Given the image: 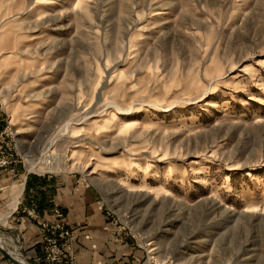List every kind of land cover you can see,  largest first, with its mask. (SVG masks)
I'll return each mask as SVG.
<instances>
[{"label":"rangeland","instance_id":"rangeland-1","mask_svg":"<svg viewBox=\"0 0 264 264\" xmlns=\"http://www.w3.org/2000/svg\"><path fill=\"white\" fill-rule=\"evenodd\" d=\"M0 129L12 169L93 189L136 264H264V0H0ZM37 207L0 223L28 264Z\"/></svg>","mask_w":264,"mask_h":264},{"label":"crops","instance_id":"crops-1","mask_svg":"<svg viewBox=\"0 0 264 264\" xmlns=\"http://www.w3.org/2000/svg\"><path fill=\"white\" fill-rule=\"evenodd\" d=\"M29 177L30 185L25 192ZM17 182H21V191L15 196L12 194L15 200L7 216L13 208L16 209L22 194L27 201L37 202L39 211H36L41 216L40 219L26 214L14 217L22 233L27 256L36 258L42 254L43 222H56L55 210L59 209L63 215L60 221L73 232L71 247L76 264H136V253L111 231L103 204L88 185L79 183L72 176H45L30 171L22 174L18 168H0V188H9L10 191ZM40 208L43 209L41 212ZM133 257L135 260L131 262Z\"/></svg>","mask_w":264,"mask_h":264},{"label":"built area","instance_id":"built-area-1","mask_svg":"<svg viewBox=\"0 0 264 264\" xmlns=\"http://www.w3.org/2000/svg\"><path fill=\"white\" fill-rule=\"evenodd\" d=\"M4 131L0 129V137ZM6 155L0 156V168L9 167L10 161ZM29 215L34 219H40V214L35 208L28 209ZM56 222H43V241L41 244L40 259L42 264H76V258L72 252L73 232L67 228L60 219L62 213L59 209L55 210Z\"/></svg>","mask_w":264,"mask_h":264},{"label":"bare ground","instance_id":"bare-ground-1","mask_svg":"<svg viewBox=\"0 0 264 264\" xmlns=\"http://www.w3.org/2000/svg\"><path fill=\"white\" fill-rule=\"evenodd\" d=\"M65 8H69V7L64 6V8L62 10L58 11V12L64 11ZM37 165H38V162H30L31 169H34ZM14 200H15V198H14ZM16 203H17V201H16ZM13 210H14V208H13ZM6 217H7V215L4 216V217H2V218L0 217V223L1 222H4V220L6 219ZM1 243H2V239H0V245H2ZM9 253H11V255H13L15 258H17L20 262H22L24 264H28L27 261H25V258L21 255V253L19 251H16V250H14V252L13 251L12 252L9 251Z\"/></svg>","mask_w":264,"mask_h":264},{"label":"water","instance_id":"water-1","mask_svg":"<svg viewBox=\"0 0 264 264\" xmlns=\"http://www.w3.org/2000/svg\"><path fill=\"white\" fill-rule=\"evenodd\" d=\"M0 253L7 259H9L13 264H24L20 262L17 258H15L11 253H9V250L5 248L3 245H0Z\"/></svg>","mask_w":264,"mask_h":264},{"label":"trees","instance_id":"trees-1","mask_svg":"<svg viewBox=\"0 0 264 264\" xmlns=\"http://www.w3.org/2000/svg\"><path fill=\"white\" fill-rule=\"evenodd\" d=\"M29 185H30V177L28 178V181H27V184H26V190H25V192L28 191ZM42 210H43V209L40 208V212H41Z\"/></svg>","mask_w":264,"mask_h":264}]
</instances>
